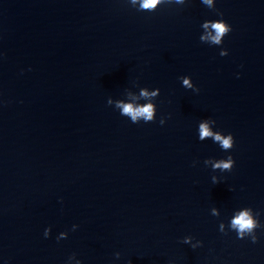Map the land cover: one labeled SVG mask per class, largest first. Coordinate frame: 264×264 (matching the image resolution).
I'll use <instances>...</instances> for the list:
<instances>
[{"label": "water", "instance_id": "1", "mask_svg": "<svg viewBox=\"0 0 264 264\" xmlns=\"http://www.w3.org/2000/svg\"><path fill=\"white\" fill-rule=\"evenodd\" d=\"M212 5L0 0V264H264V0Z\"/></svg>", "mask_w": 264, "mask_h": 264}, {"label": "clouds", "instance_id": "2", "mask_svg": "<svg viewBox=\"0 0 264 264\" xmlns=\"http://www.w3.org/2000/svg\"><path fill=\"white\" fill-rule=\"evenodd\" d=\"M132 4H137L139 2V8L140 9H145V10H151L154 9L159 0H131ZM177 3H182L183 0H176ZM204 4H206L209 8H212V0H202ZM219 14V13H218ZM203 27L207 30L209 27L215 32V35H212L209 33L207 37H202V39H211L212 42L214 43H219L221 38L229 33L231 31L230 26L224 22L222 19L220 20H215V21H209L206 22ZM185 84H187V81H185ZM142 96H148L149 93L146 91L142 90L141 91ZM151 95H155V93H152ZM111 101H109L110 103ZM117 107L122 109V113L126 114L131 117L132 121L135 122L137 118L143 117L146 121L151 120L153 117V108L152 106L145 105L142 107H133L131 104H122V103H117ZM200 133H201V138L205 136H211L213 135L211 132H209L207 126L205 124H201L200 126ZM215 140L219 141L221 145L227 149L231 147V140L232 137L229 136L228 138H222L220 135L215 136ZM231 158L229 161H220L215 167H221V168H229L231 166ZM213 213L215 214V210H213ZM232 227L237 229L238 236L240 238H243V234L245 232H250L254 227V222L249 215L248 211H242L240 212L233 220H232ZM45 235H47V231L45 232ZM253 243L256 242V238L253 237L252 239ZM189 240L188 238H185L184 243H188Z\"/></svg>", "mask_w": 264, "mask_h": 264}]
</instances>
